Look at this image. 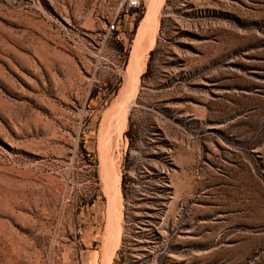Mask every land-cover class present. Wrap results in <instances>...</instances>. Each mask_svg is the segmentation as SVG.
I'll use <instances>...</instances> for the list:
<instances>
[{"label": "rangeland", "instance_id": "rangeland-1", "mask_svg": "<svg viewBox=\"0 0 264 264\" xmlns=\"http://www.w3.org/2000/svg\"><path fill=\"white\" fill-rule=\"evenodd\" d=\"M122 1L0 0V264H102L98 133L150 2ZM161 1L108 264H264V0Z\"/></svg>", "mask_w": 264, "mask_h": 264}, {"label": "bare ground", "instance_id": "bare-ground-1", "mask_svg": "<svg viewBox=\"0 0 264 264\" xmlns=\"http://www.w3.org/2000/svg\"><path fill=\"white\" fill-rule=\"evenodd\" d=\"M149 1L148 9L140 22L137 35L134 40L127 67L126 82L120 88L111 105L105 111L98 133V147L101 155L100 171L103 177L104 192L107 198V220L104 237L105 241L102 249V264H108L110 259H112L111 256L113 250L116 248V245L118 244L117 241L120 236V230L118 229V210L120 209V191L118 185L119 175L112 169V167H114V163L110 159V155L108 156L107 150L111 145L113 133L116 132V136H120L121 134V130L126 120V111L135 97L134 94L136 93L138 75L143 64V52L153 41L157 24L156 13L160 2L162 1Z\"/></svg>", "mask_w": 264, "mask_h": 264}, {"label": "built area", "instance_id": "built-area-1", "mask_svg": "<svg viewBox=\"0 0 264 264\" xmlns=\"http://www.w3.org/2000/svg\"><path fill=\"white\" fill-rule=\"evenodd\" d=\"M140 0H123L119 7V13H118V19L116 18V21L118 22L121 20L122 17L130 15L133 10H135L139 6ZM115 21L111 22L109 24V28H115Z\"/></svg>", "mask_w": 264, "mask_h": 264}, {"label": "trees", "instance_id": "trees-1", "mask_svg": "<svg viewBox=\"0 0 264 264\" xmlns=\"http://www.w3.org/2000/svg\"><path fill=\"white\" fill-rule=\"evenodd\" d=\"M152 51H153V48L149 50V56H148V60H147V62H146V69L141 73V75H144V74L147 72L148 68H149V58H150V55H151ZM126 131H127V130H125L124 132H126ZM116 252H117V250H116ZM113 258H114V257H113ZM114 259H115V258H114Z\"/></svg>", "mask_w": 264, "mask_h": 264}]
</instances>
